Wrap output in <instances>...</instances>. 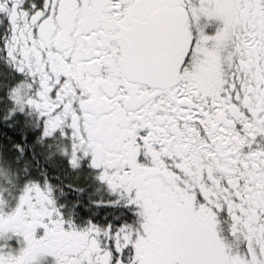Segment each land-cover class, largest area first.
Returning <instances> with one entry per match:
<instances>
[{
  "label": "snow or ice",
  "instance_id": "1",
  "mask_svg": "<svg viewBox=\"0 0 264 264\" xmlns=\"http://www.w3.org/2000/svg\"><path fill=\"white\" fill-rule=\"evenodd\" d=\"M0 264H264V0H0Z\"/></svg>",
  "mask_w": 264,
  "mask_h": 264
},
{
  "label": "flooded vegetation",
  "instance_id": "2",
  "mask_svg": "<svg viewBox=\"0 0 264 264\" xmlns=\"http://www.w3.org/2000/svg\"><path fill=\"white\" fill-rule=\"evenodd\" d=\"M66 179H69L70 180L71 179V176L67 177Z\"/></svg>",
  "mask_w": 264,
  "mask_h": 264
}]
</instances>
